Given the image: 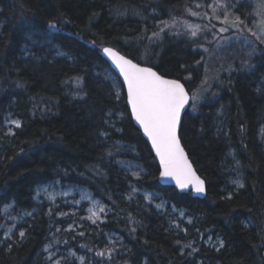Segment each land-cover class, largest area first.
<instances>
[{"label":"trees","instance_id":"16d2710c","mask_svg":"<svg viewBox=\"0 0 264 264\" xmlns=\"http://www.w3.org/2000/svg\"><path fill=\"white\" fill-rule=\"evenodd\" d=\"M194 3L0 0V224L1 209L8 203L19 210L36 209L19 226L25 237L0 241V264H44L42 250L51 225L64 222L36 205L34 189L57 176L86 187L108 208L98 234L115 233L116 242L107 243L87 225L79 241L68 235L69 246L95 264H264V45L257 42L254 53L252 46L236 43L226 51H213L203 33V47H198L179 23L206 22L191 17L186 5L211 16L208 8L197 9ZM237 6L239 13L230 10L234 15L243 13L246 23L253 20L252 2ZM173 17L175 26L160 32L158 22L171 24ZM50 21L55 29L48 27ZM52 46L66 55H55ZM104 46L181 80L190 94L203 84L206 53L217 54L216 84L194 107L190 103L179 130L190 161L205 181L203 198L158 182L156 159L133 124L122 85L99 53ZM96 70L112 72L115 79H105ZM7 114L20 122L10 132L3 126ZM116 143L123 148L114 149ZM118 156L138 161L144 172L132 177L116 164ZM234 163L243 188L229 185ZM135 187L192 216L191 224L180 221L187 232L175 230L170 225L175 216L169 218L146 202ZM209 236L223 241V247L205 246ZM188 243L197 251L182 247Z\"/></svg>","mask_w":264,"mask_h":264},{"label":"snow or ice","instance_id":"6c2138e0","mask_svg":"<svg viewBox=\"0 0 264 264\" xmlns=\"http://www.w3.org/2000/svg\"><path fill=\"white\" fill-rule=\"evenodd\" d=\"M239 2L240 0H237V3L233 4L230 0H195V8L211 9L212 14L210 17L208 12L205 11L201 14L194 11L192 6L186 5L185 11L190 15L200 18L207 17L209 21L213 19L218 20L222 25L219 28L215 24H211V26L204 25L202 28L200 24H192L185 21V30L190 35V38H192L193 43L197 44L198 47H203L202 44H199V39L201 38L199 34L205 33L202 38L209 44L213 43V41L217 44L225 40L230 42L233 39L242 37L244 42L252 45L253 51L257 50V42L259 45H264V20H261L256 26L257 30L253 31L248 26L252 21L248 20V23H246L247 17H244L243 13L234 15V12L230 11L234 10L236 13H239L240 9L237 6ZM260 7L264 8V3ZM175 22V17L172 18L171 24L167 21L158 22L159 31L164 32L166 28L174 27ZM48 27L55 29L57 25L55 22L50 21ZM224 33H231V35L224 36ZM208 34L211 35L212 40H208ZM248 34L254 37L255 41H249ZM158 35L159 33H153V36ZM104 52L112 58L120 74L123 76V80L127 85V100L131 105L132 116L143 128L144 134L151 140L156 156L159 157L162 168L161 176L173 179L180 189L188 188L191 185L196 192H204V181L193 171L192 165L189 163L178 137V127L182 112L185 111L190 101L192 102V106H195L196 95L190 96L179 80L166 79L151 67H141L138 63H134L131 59H126L111 48H105ZM60 54L62 55L63 53ZM118 98L119 96H117ZM11 123L19 127V121H11ZM102 135H107V133H102ZM133 175H138V173H133ZM232 183L237 188L244 187L243 182L239 179L233 180ZM43 191L47 192V189L45 188ZM48 198L53 199L54 197L49 193ZM144 198L147 200L151 199L148 195ZM76 203H79V201H76ZM160 207L162 205H157V208ZM88 211L90 215L87 219L95 224L100 219V213L105 212V207L98 205L96 210L89 208ZM61 215L66 214L61 213ZM188 222L191 223L192 221L189 220ZM184 231L187 232L186 229ZM25 235V231L21 230L19 232L21 238L25 237ZM80 235L82 236L83 233H80ZM176 243L180 244V241L178 240ZM220 246L223 247V241H220ZM11 247L12 245L9 244L8 248L10 249ZM49 247L51 245H47L45 251ZM182 247L191 248L192 252L197 251V249L192 247L191 243L185 244ZM191 254L189 252V255ZM97 255L103 256L104 253L98 252ZM55 264H60V261H55Z\"/></svg>","mask_w":264,"mask_h":264},{"label":"rangeland","instance_id":"374dc122","mask_svg":"<svg viewBox=\"0 0 264 264\" xmlns=\"http://www.w3.org/2000/svg\"><path fill=\"white\" fill-rule=\"evenodd\" d=\"M240 1H246V2H252L254 5V14L252 15L253 18V26L251 28L253 31L257 30L256 26L260 23L261 20H264V8L260 7L262 3H264V0H240ZM209 13H211V9H209ZM209 15V14H208ZM194 19L197 18V16H192ZM210 17V16H209ZM206 22L201 25L202 27L204 25L211 26L212 24H215L217 28L221 27V23L218 20H211L207 17L203 18ZM208 23L210 24H207ZM183 20H180V27H184ZM197 24V23H193ZM203 34V33H201ZM224 36H229L231 33H224ZM250 35L248 34V40H250ZM212 40V37H211ZM232 43H236L239 45H250V43H246L243 41V38L239 39H233L230 42L225 40L222 41L220 44H217L215 41H213V51H226L227 47L230 46ZM257 46V45H256ZM226 48V49H225ZM52 51L55 52V55L58 56H65L66 53L58 48L57 46H52ZM60 53H63L62 55ZM254 53V51H252ZM217 55V54H216ZM213 53H206L205 56V77L204 80H202V86L201 89L198 88L194 90L191 94L196 95L197 100L201 99V96L203 93H207L210 91L211 85L214 83L216 84L217 76L219 75L218 68L214 67V62L216 61L215 58H217ZM96 73L98 75H101L105 79L113 80L115 79V76L112 74V72H109L107 70H96ZM118 83V82H116ZM117 85V84H116ZM112 112L109 113V116H113ZM117 116H120L116 114ZM11 121H19L16 118H13L10 114L5 115L3 119V126H5L10 132L13 128H16V124L11 123ZM20 124V122H19ZM108 127H114V121L108 120ZM115 147L114 149H122L123 144L116 143L113 145ZM231 152L229 153V157H231ZM116 164L128 171L130 175L134 178H138L143 172V168L141 164L130 158H124L118 156L115 158ZM232 166V164H231ZM229 168V178L228 182L230 187H236L232 183L233 180L239 179L241 181V174H240V168L237 163H234V165ZM133 173H138V175H133ZM47 189V192L43 191V189ZM135 192L141 195V197H145L146 195L150 196L151 199L147 200L146 202L152 203V205L160 210L162 213H165L169 218H172L175 216L174 219H171L170 225L174 227L175 230H181L183 231V225L181 227L180 221L186 224H191L188 221H193V217L188 215L185 210L178 209L174 206H170L166 201L162 200L158 194L135 187ZM52 194L54 197L53 199L48 198V194ZM66 193V194H65ZM34 202L37 206H45L46 212H48L49 215L53 214L54 218L56 220H59L61 222H64L63 224H56L51 225L52 232L49 234L48 240L45 243L43 247V263L44 264H55V261L59 260L60 264H95L92 257L87 256L82 251H77L73 246L70 245V240L68 239V235L72 237H75L76 241H79L78 237H83L84 232L81 230L85 225L89 227H95L97 229L96 235L103 234L104 239L107 241V243H114L118 240V236L115 233H99L98 227L102 222L105 220V216L108 213L107 212V206L103 204L99 199L95 198L91 192L84 186H79L70 182L62 181L60 176L55 177L50 182L40 184L35 187L34 189V196H33ZM76 201H79V203H76ZM8 205V207H6ZM2 207L1 214L3 217V221L0 224V241L3 240H10V241H18L21 239L19 236V232L21 229L19 228L22 223L29 218L36 209L32 210H19L16 209L13 203H8ZM98 205H102L105 207V212L100 213V219L96 221V223H92L91 220L87 219V217L90 215L88 209L93 208L94 210L97 209ZM157 205H162V207L157 208ZM30 213V215H29ZM61 213H65L66 215H61ZM183 213V215H181ZM179 225V227H177ZM71 226V228H70ZM24 231V230H23ZM80 233H83L81 236ZM102 236V235H101ZM205 246H208L210 248L218 249L220 248V239L215 236H209L204 240ZM47 245H51V247L48 248L47 251H45V247Z\"/></svg>","mask_w":264,"mask_h":264},{"label":"water","instance_id":"95a60500","mask_svg":"<svg viewBox=\"0 0 264 264\" xmlns=\"http://www.w3.org/2000/svg\"><path fill=\"white\" fill-rule=\"evenodd\" d=\"M105 48H111V49H113V51L117 52L119 55L124 56L126 59H131V58L127 57L126 55H124V54H122L120 51H118L117 49H115V48H113V47H110V46H104V47H102V48L100 49V51H99L100 55L108 61V63H109V67L112 69V71H113V72L116 74V76L118 77V79H119V81H120V83H121V85H122V88H123L124 94H125L126 105H127V107H128L129 113H130V115H131V118H132L133 124H134V126L140 131L142 137L148 142L149 147H150V149H151V152H152L153 156H154L155 159H156V162H157V165H158V168H159L158 182H159L161 185H169V186H173V187H174L177 191H179V192H184V193H189V192H190L192 195H194V196H196V197L203 198V197L205 196V194H206V185H205V181L203 180V178H202V177L197 173V171L195 170V168H194L192 162L190 161V159H189V157H188V155H187V152H186L185 148L183 147V145H182V143H181V140H180L181 146H182L183 149H184L185 155H186V157H187L189 163L192 165L193 171L195 172V174H196L201 180L204 181V189H205L204 192H202V193H201V192H196V191L194 190V188H193L191 185H189L188 188L180 189V188L176 185V183H175V181H174L173 179H171V178H169V177H163V176H161L162 168H161V166H160L159 157L156 156L155 150L153 149L152 144H151V140H150V139L144 134L143 128L140 126V124H139V123L135 120V118L132 116L131 105L128 103V100H127V85H126V83L124 82V80H123V76L120 74V71H119V69L116 67V65H115V63L113 62L112 58H111L108 54H106V53L104 52V49H105ZM131 60H132V59H131ZM132 61H133L134 63H138V62H136V61H134V60H132ZM138 64H139L141 67H151V66H148V65L140 64V63H138ZM151 68H152L154 71H156L159 75L163 76V77L166 78V79H177V78H172V77H166V76L160 74V73H159L156 69H154L153 67H151ZM177 80H179V79H177ZM179 81L184 85V83H183L181 80H179ZM184 87H185V85H184ZM185 89H186V91H188L186 87H185ZM188 92H189V91H188ZM189 95H190V94H189ZM188 106H189V105H187L185 111L182 112L181 120H182V117H183V115L185 114V112H186ZM180 124H181V121H180ZM179 130H180V125H179V127H178V137H179ZM179 139H180V137H179Z\"/></svg>","mask_w":264,"mask_h":264}]
</instances>
